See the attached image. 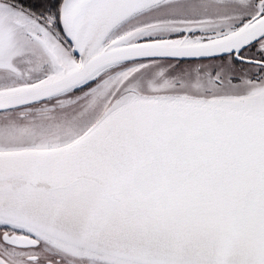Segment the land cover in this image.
I'll list each match as a JSON object with an SVG mask.
<instances>
[{"label":"snow or ice","instance_id":"snow-or-ice-1","mask_svg":"<svg viewBox=\"0 0 264 264\" xmlns=\"http://www.w3.org/2000/svg\"><path fill=\"white\" fill-rule=\"evenodd\" d=\"M0 264H264V0H0Z\"/></svg>","mask_w":264,"mask_h":264}]
</instances>
